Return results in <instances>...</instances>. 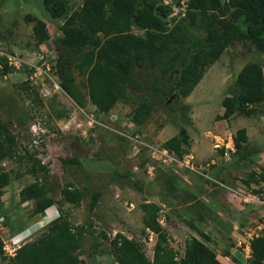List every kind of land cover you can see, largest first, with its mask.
<instances>
[{
	"label": "rangeland",
	"instance_id": "obj_1",
	"mask_svg": "<svg viewBox=\"0 0 264 264\" xmlns=\"http://www.w3.org/2000/svg\"><path fill=\"white\" fill-rule=\"evenodd\" d=\"M66 1L71 10L83 3V0ZM43 2L0 0V58L13 56L22 61L16 67L9 65V73L0 62V121L9 124L15 134L20 155L27 151L47 167L48 184L54 188L56 201L61 199V189L68 184L87 190L81 206H54L57 217L64 213L75 226L87 227L93 222V234H85L81 259L88 264H118L111 247L117 234L137 240L153 259L157 235L145 229L141 209L142 204L151 203L159 206L158 220L172 238L170 246L181 255L187 239L200 238L196 232L200 229L210 237L209 241H203L221 258L231 246L240 243L237 248L241 260L236 263L249 264L246 234L240 240L223 238V229L213 219H232L240 227L241 220H234L233 214L243 204L256 214L252 231L247 233L261 234L257 228L264 222V185L247 187L243 181L264 167V116L234 117L227 124L230 128H223L226 123L217 117L223 114L222 101L244 65L263 64L264 55L244 42L233 43L207 70L190 97L172 98L167 104L159 105L140 127L131 120L139 100L133 104L119 103L109 114H101L82 86L85 76L78 72L76 101L60 88L57 90L60 80L56 75V40L63 34L56 24L49 22ZM175 5L173 26L184 17L186 10L185 6L180 8L177 0H172L170 6ZM27 16L47 22L49 42L42 46L36 43L34 24L26 22ZM135 32L142 34L139 30ZM25 82L39 93L41 104L34 100L32 93L34 98L18 87ZM262 106L264 110V103ZM22 121L24 124L20 125ZM182 128L187 129L191 143L196 142L195 147L178 164L165 162V157L157 151H162L163 144ZM241 128H246L249 135L248 149L242 153L248 160L232 156L227 161L224 153L228 148L236 151L234 132ZM251 158L253 162L249 161ZM66 159L76 163L65 164ZM3 171L11 173L12 183L0 191V217H5L6 222L0 238L5 245L15 234L32 232L25 240H34L55 219L33 217L34 203L20 202V191L35 181L25 164L7 159L0 165V173ZM166 174L181 179L185 190L173 193L165 190ZM39 176L42 180L44 175ZM94 194H99L100 200L90 214ZM247 196L256 197V201L246 203ZM224 205L230 214L224 211ZM5 257L8 255H0V264L8 263ZM233 263L231 259L229 264Z\"/></svg>",
	"mask_w": 264,
	"mask_h": 264
},
{
	"label": "trees",
	"instance_id": "obj_2",
	"mask_svg": "<svg viewBox=\"0 0 264 264\" xmlns=\"http://www.w3.org/2000/svg\"><path fill=\"white\" fill-rule=\"evenodd\" d=\"M43 1L49 22L56 24L63 34L56 40L57 44L54 42L58 51L56 75L63 92L77 100L78 72L85 76L82 86L101 114H109L119 103L133 104L139 100L131 120L140 127L159 105L167 104L172 98L190 97L207 70L233 43L244 42L264 55V0H186L184 17L172 28L167 21L172 8L164 0H83L74 10L66 0ZM25 19L34 24L33 36L39 46L51 40L45 20L34 16ZM0 62L9 73L8 57H1ZM18 87L42 103L39 93L28 82ZM263 103L264 63L249 62L229 88L222 101L224 112L217 119L229 122L234 117L261 118ZM23 124L22 121L20 125ZM233 141L236 151L225 160L230 161L232 156L248 160L242 154L250 142L247 129L236 131ZM17 143L9 124L0 121V165L7 159L15 160L25 164L27 172L35 178L19 194L21 203H34L33 217L44 216L55 205L81 206L88 194L85 188L68 184L61 189V199L56 201L54 188L48 184L47 167L27 151L20 155ZM163 147L178 159H184L191 149L187 129L182 128ZM64 163L74 164L76 160L66 159ZM166 177L165 190L172 193L185 190L181 179L168 174ZM11 183V173L1 172L0 191ZM243 183L247 187L264 185V167L253 171ZM99 200V194L92 195L90 214L97 209ZM141 209L145 229L157 235L154 257L150 259L137 240L117 234L111 247L118 264H224L217 252L203 241H209L210 237L197 228L200 238L187 239L181 255L170 246L172 238L158 220L159 206L145 203ZM92 225L90 221L87 227L75 226L62 213L39 237L21 246L14 257H5L9 260L7 264H88L81 259V252L85 234H93ZM101 235L106 238L104 233ZM249 244L248 263L264 264V225L261 235ZM0 255L6 256L1 238Z\"/></svg>",
	"mask_w": 264,
	"mask_h": 264
},
{
	"label": "crops",
	"instance_id": "obj_3",
	"mask_svg": "<svg viewBox=\"0 0 264 264\" xmlns=\"http://www.w3.org/2000/svg\"><path fill=\"white\" fill-rule=\"evenodd\" d=\"M223 121H224V123H226V126H222V127L223 128H226V127L230 128V126L227 125L228 121L227 122H226V120H223ZM216 127H217V125H216ZM195 144H196L195 141H194V143H191V145H192L191 149L192 150L194 149V147H195L194 145ZM223 196H224V194H223ZM223 202H225V198H224ZM224 207H225V205L223 206V208ZM243 208H244V206L242 204V208H236V210H235V212L233 214L234 220H237V221L241 220V221H239V226L240 227H238L235 224L236 221H233L232 219H230L229 221L228 220L222 221V219H219V218L215 217V219H213V221L215 222V224H217L219 227H221L223 229V232H224V233H222L223 234V238L228 237V239L232 238V239L240 240L241 236L243 237V235L246 234V236H245V240H246L245 248H246L247 252H249V250H250V244H249L250 240L252 238H254V236H259V234L255 235V234H253V232L247 233L250 230L252 231L251 226L255 222L256 214H255V212H251L252 208H248V209H245V208L243 209ZM224 209H225L224 211L226 213H229V214L231 213L229 209H226V208H224ZM50 211L51 212H50L49 215H48V211H47L46 218H49L50 220H53L57 216V211L55 210L54 207L52 209H50ZM205 217L209 220L208 215H206ZM263 224H264V222L260 226H258V228H257L258 231H260L261 233H262V229H263ZM244 231H246V232L244 233ZM205 234L208 235L207 233H205ZM223 240L226 243V240L225 239H223ZM234 243H235V241H234ZM238 246H241V244L239 243L235 247H233V246L230 247V249L228 251L229 255H225L221 259L224 264H229V261L231 259L234 260L233 264H237L236 262H239L241 260V256L239 254V249L237 248ZM244 251H245V249H244ZM249 257H248V259H249Z\"/></svg>",
	"mask_w": 264,
	"mask_h": 264
},
{
	"label": "clouds",
	"instance_id": "obj_4",
	"mask_svg": "<svg viewBox=\"0 0 264 264\" xmlns=\"http://www.w3.org/2000/svg\"><path fill=\"white\" fill-rule=\"evenodd\" d=\"M166 1H168V3H166ZM171 1L172 0H164V4L165 5H168V6H170L171 5ZM178 2H180L181 3V7L180 8H182V6L184 7L185 6V3H186V0H177V3ZM171 8H172V6H171ZM172 10H176V5L172 8ZM174 17V14H173V12L172 13H170V15H169V23H168V26L170 27V28H172L173 27V24H171V19ZM11 57H13V56H11ZM9 58L10 57H8V62H9V65L10 66H15V65H11L10 64V61H9ZM15 58V57H14ZM17 59V58H16ZM17 60H19V59H17ZM19 65L22 63V61L21 60H19ZM18 66V65H17ZM16 67V66H15ZM59 87H60V89L62 90V88H61V86H60V84H59ZM235 152V151H234ZM233 152V153H234ZM231 153V152H230ZM232 154V153H231ZM54 207V206H53ZM53 207H51V208H49L47 211H49L50 209H52ZM55 210H56V208H55ZM47 211H46V213H45V215H44V217L47 215ZM57 211V210H56ZM58 212V211H57ZM58 217L56 216L55 217V219H57ZM54 221V220H53ZM45 223V222H44ZM51 223V222H50ZM49 223V224H50ZM264 225V224H263ZM1 231V230H0ZM31 234H32V232L31 233H25V232H22V233H20V234H15V236L13 237V238H11V240H10V243H8V244H5L4 245V251H5V254L6 255H8L9 257H14L15 256V254H16V252H17V250L21 247V246H23L24 244H26V243H28V242H31V241H33V240H30V241H26L25 239H27L28 237H30L31 236ZM253 239V238H252ZM7 246H9V247H11V248H14L15 249V252L13 253V254H8L7 253V251H6V247Z\"/></svg>",
	"mask_w": 264,
	"mask_h": 264
},
{
	"label": "built area",
	"instance_id": "obj_5",
	"mask_svg": "<svg viewBox=\"0 0 264 264\" xmlns=\"http://www.w3.org/2000/svg\"><path fill=\"white\" fill-rule=\"evenodd\" d=\"M166 3H168V1H166ZM9 61H10V64L11 65H15V66H17V65H19V60H17L16 58H14V57H10L9 58ZM56 88H57V90L60 88L57 84H56ZM161 151V150H160ZM160 151H157L158 153H160L161 155H163L164 157H165V162L166 161H168V162H170V163H173V162H175V163H179V159L174 155V154H171L168 150H162L161 152ZM230 151L233 153L235 150L234 149H227L226 151H225V153H224V157H225V159H230L231 158V153H230ZM256 201V197H248L247 196V198H246V203H254ZM4 228V218L3 217H1L0 218V230L1 229H3ZM6 251H7V253L8 254H13L14 252H15V249L14 248H11V247H9V246H7L6 248Z\"/></svg>",
	"mask_w": 264,
	"mask_h": 264
}]
</instances>
